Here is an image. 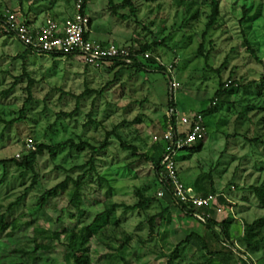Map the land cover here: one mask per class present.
<instances>
[{"label":"rangeland","instance_id":"rangeland-1","mask_svg":"<svg viewBox=\"0 0 264 264\" xmlns=\"http://www.w3.org/2000/svg\"><path fill=\"white\" fill-rule=\"evenodd\" d=\"M113 2L118 13L129 15L122 0ZM132 2L136 14L122 18L114 14L109 0H88L89 37L122 46L152 44L157 40L153 53L166 71L153 66L136 72L112 63L95 67L67 55L33 53L23 58L20 55L25 45L4 32L0 21V160H20L22 152L28 150L29 140L34 147L41 142L53 144L68 139L74 143L87 140L99 146L108 137L107 147L95 155V170L83 176L78 210L69 204L72 181L45 206L39 205V197L66 176L76 179L83 174L78 166L90 158L88 147L69 151L65 146L53 155L45 152L38 160L36 183L11 210H7L8 206L31 184L33 173H23L11 163L0 166V213L5 214L8 223L15 220L18 225L15 230L8 226L0 232V264H67V233L89 224L106 202L133 204L138 200L139 188L145 195L157 194L154 167L140 155L153 154L155 136L160 149H166L164 120L170 99L180 113L200 112L208 107L220 82L237 80L245 84L264 76V0H219L218 20L203 42V55L198 49L211 10L210 0ZM56 5L64 10L63 15H73L72 0H0V13L10 9L22 20L35 15L40 20L45 11L53 7L57 10ZM245 10L249 17L240 24ZM30 80L31 103L24 119L14 122L27 99ZM172 82L178 85L174 89ZM85 91L88 93L83 94ZM240 96L231 92L225 101L217 99L216 110L205 113L207 136L199 150L184 149L175 158L179 176L187 186L195 190L201 180L212 178L217 191L231 195L230 204L218 200L224 209L214 218L230 221V240L244 250L238 241L243 223L264 217V209L257 206L247 189L264 181V145L251 147L244 138L231 135L264 139V113L250 111L238 117V107L230 101ZM121 141L134 145L137 154L123 149ZM183 154L190 158L182 159ZM187 166L190 170L186 172L182 167ZM99 176L109 183L100 182ZM160 211L161 205L156 202L142 210H116L121 228L131 236L127 257L130 264H167L165 255L189 232L205 234L201 222L172 204L150 230L149 217ZM261 231L264 232V220ZM54 232H59L60 237H53ZM36 243L47 244L50 249L35 251ZM212 246L220 249L222 243ZM108 252L104 244L91 240V261L122 264L118 258L108 257ZM184 253V259L174 264L208 262L207 251L198 249L196 244L189 245ZM240 257L234 254L227 262L224 260L228 255L221 254L212 264H239ZM246 257L251 264H264V245L259 251L244 255L247 260Z\"/></svg>","mask_w":264,"mask_h":264},{"label":"trees","instance_id":"trees-1","mask_svg":"<svg viewBox=\"0 0 264 264\" xmlns=\"http://www.w3.org/2000/svg\"><path fill=\"white\" fill-rule=\"evenodd\" d=\"M87 1L88 0H85L83 5V11L85 12H86L85 9H86ZM210 4H211L210 14L208 16V21L206 23L205 29L202 33V42L198 49L200 55H203L202 52L203 42L205 41L209 31L215 27L219 16V0H210ZM109 5L111 6L114 14L117 13L122 18L125 17L127 18L131 15L134 16L136 14V7L133 4L132 0H122V5L128 7L129 9V15L118 13L116 11L117 5L113 2V0H109ZM248 17H249L248 10L243 11L239 23L243 24ZM0 21L3 24L5 23V17L3 16V13H0ZM90 24H91V19L89 18V22L87 25L88 31L90 28ZM8 34L13 35L12 33H8ZM156 45H158L157 40L154 41L152 44L143 43L138 46L139 47L138 53H143L146 51L149 52L150 55L148 58L136 56L133 57L131 63H127L119 59H111L108 60L107 62L102 63L101 65H104L105 63H112V65L115 66L134 69V71L136 72L141 70H146L155 66V69L159 71H166V66L160 61L159 57L154 55L153 53ZM123 46L132 47L133 44L131 43V45H123ZM33 53L35 52L32 51L29 47L25 46V50L23 53H21L20 57L24 58L28 54H33ZM52 56L56 57L59 55H52ZM170 67H172V65ZM32 85H33V81L30 80L26 87V91L28 95L27 99L25 100L23 108L20 111V116L17 119H15L14 122L24 119L26 108L31 103ZM253 86H254V91L251 90ZM239 90H242V92L239 93ZM231 92H234V94L236 95L238 94L241 95L239 98L230 101L231 103L236 105V108L238 107L237 110L238 117L246 116L250 111H258L264 113V76L261 77V79H259L258 81H249L245 84H240L237 80H233L229 82H220L218 88L214 92V96L210 101L208 107L205 110H201L198 113L202 114L205 118V113H212L216 110L217 99L225 101L226 95L231 94ZM86 93L88 92L85 91L83 94ZM169 106H170L169 108L172 107L176 109V106L171 99L169 102ZM70 114H73V112ZM166 120L167 117L165 115V120H164L165 125H166ZM90 122L91 120L89 121V123ZM237 136L244 138L251 147L264 145V139H262L261 137H248L246 135H240L237 133L231 135V137H237ZM227 137L229 138V135H227ZM107 138L108 137H106V139L99 146L93 145L89 143L87 140H82L79 143H74L72 139H68L64 142L53 143V144L41 142V143H37L34 149H29L25 152H22V156L20 160L14 157L10 159H1L0 166L6 167L7 164L11 163L17 166L19 169H21L22 170L21 172L23 173L26 171L33 173L31 184L24 189V192L20 196H18L14 202L10 203L7 210H11L13 206L18 205L25 198L30 188H32V186L36 183L37 180L36 167L39 158L45 152L53 155L58 150L64 148L65 146H68L69 151H73L74 149H82L84 147H88L91 150L90 158L84 164L78 166L80 169L83 170V174L79 175L76 179H73L70 176H66V178L63 181L57 183L56 185L50 188L45 189L39 197V205L42 207L48 204L51 198L55 197L59 191L65 190L68 186V182L72 181L73 189L70 191L69 204L70 206L78 210L81 205V189L85 183L83 176L88 174L90 171L95 170V166H94L95 155L107 147L108 145ZM158 141L159 140L154 141L152 147L153 149L152 155L144 154L140 156L143 157L145 160L151 162V164L153 165L155 188L157 191H163L164 195L162 197H159L157 194L145 195L143 193V189L139 188L136 191L138 200L133 204H127L124 202L117 203L112 201L106 202L104 209L98 212L95 215L94 219L89 224L83 225L79 229L67 233L66 245H65V260L67 264H95L93 261H91L90 258V242L93 238L104 244V246L109 250L107 256L110 257L112 260L118 258L122 264H130V261L127 257L129 254L128 248L131 241V236L130 234L126 233L124 229L121 228L120 220L116 216V210L119 208H121L124 212H130V211L145 209L149 206L150 203L153 202H156L159 205H161V211L159 213L151 215L147 221L150 230L154 229L155 220L157 218L162 219L169 212L170 204L175 205L181 212L185 213V215L194 217L193 209L186 207V205H182L180 203L175 202V200L172 198L171 195V189L162 180L161 175L163 173V166L161 164V161L166 149L165 150L163 148L160 149V147L158 146ZM203 141L204 140L198 141L195 144H193L191 147H187L186 149H189L192 152L197 151L201 147ZM120 146L125 150L131 151L133 155L137 154V148L134 145H128L125 142L121 141ZM99 181L107 182V184L109 183L107 178H105L104 176H99ZM207 187H209L210 190L208 192L203 191V189H206ZM110 189L108 193H110ZM247 189L254 195L257 201V206L264 209V181H258L254 184H251L247 186ZM193 191L201 196L217 194L218 200L221 203L228 202L224 198L222 193L218 192L217 189L214 187L212 178H210V180L208 181L201 180L198 186L195 187V190L193 189ZM226 204H230V203L228 202ZM263 220L264 217L258 218L251 222L243 223L242 234L238 238V241L241 243V245L244 248V250H242L240 247L235 245L233 241L230 240L229 220L223 219L222 221H217L215 218H209L207 219L206 222L204 223L201 222L204 225L205 234L200 235L195 231L189 232L183 240L175 244L173 250H171L167 255H165L167 257V264H174V261H182L184 259L183 256L186 255L184 251H186L188 246L191 244H196L198 249L207 251L209 255V258L207 259L208 261L207 264H212L214 261L217 260L215 258L216 257L218 258V256L221 254L228 255V258H226L224 261L227 262L230 261L231 257L235 254L241 256L240 257L241 259H239V264H251V260L249 259V257H246L247 258L246 260L244 259V255H247L249 252H255L262 249L264 245V232L261 231V225L263 223ZM8 226H10L12 230L18 228V225H16L15 220H12L11 222L8 223L6 221L5 214L0 213V232L5 230ZM52 235L55 238L60 237L59 232H54L52 233ZM213 243L215 244L222 243V246L220 249H214L212 246ZM47 249H50V246L44 243H36L34 248L35 251L47 250ZM181 252H183V255L181 254ZM111 262H115V261H110L109 263Z\"/></svg>","mask_w":264,"mask_h":264},{"label":"built area","instance_id":"built-area-1","mask_svg":"<svg viewBox=\"0 0 264 264\" xmlns=\"http://www.w3.org/2000/svg\"><path fill=\"white\" fill-rule=\"evenodd\" d=\"M85 0H72L74 13L64 21L47 17L41 25L33 26L25 19L19 18L18 13L7 9L5 17V31L12 33L23 45L38 54L70 55L83 61L87 65L99 67L111 59L123 60L131 63L133 57H149V52H139L137 45L122 46L113 43L101 44L89 37L87 28L89 17L83 11ZM178 85L172 82V89ZM166 125L163 139L166 141V151L161 164L163 166L162 180L171 189L172 198L176 203L193 209V216L199 222H206L209 218L222 212V204L218 202L217 194L201 196L191 187H187L181 180L176 166L177 152L191 147L207 136L205 118L198 112L180 113L175 108L166 112ZM158 137H154L157 141ZM27 149H34L31 140L26 144ZM18 157L20 154L17 155ZM157 195L162 197L163 191Z\"/></svg>","mask_w":264,"mask_h":264},{"label":"crops","instance_id":"crops-1","mask_svg":"<svg viewBox=\"0 0 264 264\" xmlns=\"http://www.w3.org/2000/svg\"><path fill=\"white\" fill-rule=\"evenodd\" d=\"M56 7H57V5H56ZM22 9L23 8H22V5H21L20 11H22ZM63 11L64 10L62 8H59V6L57 7V10H55L54 7H53L51 10L45 11L44 16H43L42 19L38 20V16H36V15L35 16H31V17L26 16V17H28L26 21L28 23H30L31 25H33V26H38V25H41L47 17H52V18H54V19H56L58 21H64L65 19L71 17V16H68L67 17V16L63 15ZM90 26H91V24H90ZM89 31H90V28H89ZM99 43H101V44H107L108 42L107 41H99ZM181 158L182 159H188V158H190V155L189 154H183ZM182 169H184L187 172L188 170H190V166H187L186 168H183L182 167ZM218 192H221V191H218ZM221 193L224 196V198L227 201H229V198H231V195L229 193H227V192H224V191L221 192ZM233 204L236 205L235 203H233ZM229 232H230V229H229Z\"/></svg>","mask_w":264,"mask_h":264}]
</instances>
